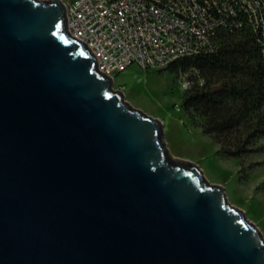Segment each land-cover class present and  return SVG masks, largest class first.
Masks as SVG:
<instances>
[{"label": "water", "instance_id": "water-1", "mask_svg": "<svg viewBox=\"0 0 264 264\" xmlns=\"http://www.w3.org/2000/svg\"><path fill=\"white\" fill-rule=\"evenodd\" d=\"M113 85L62 0H0V264H264L262 231Z\"/></svg>", "mask_w": 264, "mask_h": 264}, {"label": "built area", "instance_id": "built-area-1", "mask_svg": "<svg viewBox=\"0 0 264 264\" xmlns=\"http://www.w3.org/2000/svg\"><path fill=\"white\" fill-rule=\"evenodd\" d=\"M71 34L98 56L110 77L133 64L166 69L217 50L220 34H249L264 62V0H74L66 5ZM196 69L181 72L183 92Z\"/></svg>", "mask_w": 264, "mask_h": 264}, {"label": "trees", "instance_id": "trees-1", "mask_svg": "<svg viewBox=\"0 0 264 264\" xmlns=\"http://www.w3.org/2000/svg\"><path fill=\"white\" fill-rule=\"evenodd\" d=\"M217 50L180 60L166 69L176 78L196 69L203 78L182 95L181 107L194 127L217 146L221 159L240 160L264 153V62L249 34H220ZM218 87L217 92L213 91ZM241 166L239 180L247 181L263 166Z\"/></svg>", "mask_w": 264, "mask_h": 264}, {"label": "rangeland", "instance_id": "rangeland-1", "mask_svg": "<svg viewBox=\"0 0 264 264\" xmlns=\"http://www.w3.org/2000/svg\"><path fill=\"white\" fill-rule=\"evenodd\" d=\"M62 1L69 5L74 0ZM113 88L122 91L133 108L163 121L165 142L173 157L200 165L209 182L223 186L229 203L243 210L264 235V164L247 181L239 180L241 166L264 163V153L240 160L219 158L217 146L184 113L182 86L169 71L143 69L133 64L114 75Z\"/></svg>", "mask_w": 264, "mask_h": 264}]
</instances>
